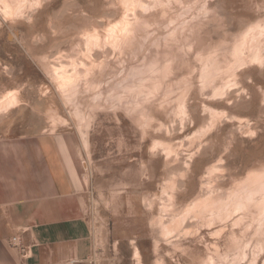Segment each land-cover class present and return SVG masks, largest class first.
<instances>
[{
  "label": "rangeland",
  "instance_id": "rangeland-1",
  "mask_svg": "<svg viewBox=\"0 0 264 264\" xmlns=\"http://www.w3.org/2000/svg\"><path fill=\"white\" fill-rule=\"evenodd\" d=\"M8 112L74 136L91 264H264V0H0Z\"/></svg>",
  "mask_w": 264,
  "mask_h": 264
},
{
  "label": "crops",
  "instance_id": "crops-1",
  "mask_svg": "<svg viewBox=\"0 0 264 264\" xmlns=\"http://www.w3.org/2000/svg\"><path fill=\"white\" fill-rule=\"evenodd\" d=\"M0 119V264H91L74 136L46 131L39 118Z\"/></svg>",
  "mask_w": 264,
  "mask_h": 264
},
{
  "label": "built area",
  "instance_id": "built-area-1",
  "mask_svg": "<svg viewBox=\"0 0 264 264\" xmlns=\"http://www.w3.org/2000/svg\"><path fill=\"white\" fill-rule=\"evenodd\" d=\"M10 245L14 248H21L22 242L19 236H14L10 240Z\"/></svg>",
  "mask_w": 264,
  "mask_h": 264
},
{
  "label": "bare ground",
  "instance_id": "bare-ground-1",
  "mask_svg": "<svg viewBox=\"0 0 264 264\" xmlns=\"http://www.w3.org/2000/svg\"><path fill=\"white\" fill-rule=\"evenodd\" d=\"M7 98H9V97H7ZM3 101H5V100H3Z\"/></svg>",
  "mask_w": 264,
  "mask_h": 264
}]
</instances>
